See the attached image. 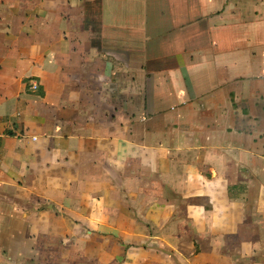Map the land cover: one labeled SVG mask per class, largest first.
<instances>
[{"label":"crops","instance_id":"0c3cea01","mask_svg":"<svg viewBox=\"0 0 264 264\" xmlns=\"http://www.w3.org/2000/svg\"><path fill=\"white\" fill-rule=\"evenodd\" d=\"M151 221L264 264V0H0V264H121L82 228Z\"/></svg>","mask_w":264,"mask_h":264},{"label":"rangeland","instance_id":"374dc122","mask_svg":"<svg viewBox=\"0 0 264 264\" xmlns=\"http://www.w3.org/2000/svg\"><path fill=\"white\" fill-rule=\"evenodd\" d=\"M133 167L131 168L132 170H134ZM148 194H150L148 195V199L151 205H155L157 198L161 197V195ZM163 197H166V195ZM126 199L131 201L137 200L138 203L141 201L138 194L127 195ZM178 214H180V212ZM197 216H200V214ZM201 217V221L197 220V222H204V215ZM148 224L149 226L146 228H133L129 231L127 237V233L124 231L117 230L113 232L112 228L106 227H84L81 233L83 234L84 240H87L90 239L91 236H94L89 231L94 230L98 234L97 239H99L100 242V250L111 249L113 246L112 241H117L116 244L124 251L125 256L122 260L119 259V263L121 264H202L204 262V258L201 256L203 253V242L200 241L203 234L199 232L202 231L201 229L196 231V235L194 234V236L192 233L189 234L187 228H184V231L188 234H184L182 237L172 238V230L177 228L171 226L163 228L158 227L155 225V221H151V223L148 222ZM190 228L192 231L197 229L194 226H190ZM112 234L116 236V239L113 238ZM156 234H160V237H151ZM72 241H74L72 242L73 244L68 245L70 250L76 244L75 239ZM87 244L88 245L85 244L82 247H84V249L88 247L91 248L92 244ZM100 262L103 263V258Z\"/></svg>","mask_w":264,"mask_h":264},{"label":"built area","instance_id":"2783aa9c","mask_svg":"<svg viewBox=\"0 0 264 264\" xmlns=\"http://www.w3.org/2000/svg\"><path fill=\"white\" fill-rule=\"evenodd\" d=\"M27 84H28V88L31 91H38L39 90L40 84L36 79H34V78L29 79Z\"/></svg>","mask_w":264,"mask_h":264}]
</instances>
